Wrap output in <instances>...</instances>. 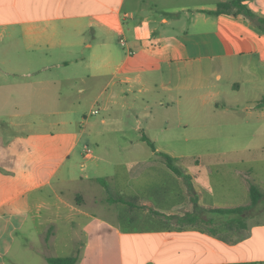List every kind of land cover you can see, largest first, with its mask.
<instances>
[{"label": "crops", "instance_id": "crops-1", "mask_svg": "<svg viewBox=\"0 0 264 264\" xmlns=\"http://www.w3.org/2000/svg\"><path fill=\"white\" fill-rule=\"evenodd\" d=\"M224 1L0 0V97L10 91L17 118L0 119L14 127L0 128V264L24 227L45 232V264L66 256L81 264L100 246L111 254L122 230L171 244L164 255L174 253L173 264H264V208L215 211L240 205H216L214 181L190 175L194 209L185 181L156 154L177 162L180 127L209 131L196 137L264 138V107H255L264 31L240 15L209 13ZM241 1L264 18V0ZM19 41L26 54L44 49L43 64L6 60L17 58ZM19 75L26 82L12 81ZM248 141L233 151L252 149ZM101 180L127 202H109Z\"/></svg>", "mask_w": 264, "mask_h": 264}, {"label": "rangeland", "instance_id": "rangeland-1", "mask_svg": "<svg viewBox=\"0 0 264 264\" xmlns=\"http://www.w3.org/2000/svg\"><path fill=\"white\" fill-rule=\"evenodd\" d=\"M165 2L175 0H160ZM182 1V0H180ZM1 31V30H0ZM1 35V34H0ZM3 45V43H2ZM18 56L11 58L10 54H6V60L14 61L19 66H26L27 59L32 58V63L29 65L38 66L43 64L42 52L44 49H36L32 54H26V43L19 41L17 43ZM58 51L52 50V56ZM37 54L38 56H35ZM27 78H22L20 75L13 77L12 81L26 82ZM9 90H3V96L7 95L8 99L0 97V119L10 120L17 119L13 116L14 108L11 104ZM242 98V95H236ZM35 108L41 107L40 105L34 106ZM26 106L20 105L21 113H25ZM25 115H23L24 117ZM37 117V114L34 115ZM39 116V115H38ZM81 118V116H80ZM26 119V118H25ZM2 121H0L1 124ZM1 131L6 134L14 133L13 126L8 124H1ZM19 129H21L19 127ZM233 131H239L238 126L229 128ZM203 130L205 133L209 131L204 130L203 127L187 128L180 127L174 128V157L176 158L177 165L187 174L193 175L195 180H212L211 187L213 190L212 201L218 206H228L232 203H239V205H247L249 203L248 190L245 189L240 183L235 184V180H241L248 184L256 185L260 190L264 191V138H259L258 141H248V137L237 136H191ZM13 131V132H12ZM12 132V133H11ZM214 133V131H213ZM189 139L184 143V135ZM232 135H235L233 133ZM196 137V138H193ZM248 141L250 150L233 151L238 145H245ZM256 143V144H254ZM140 156H144L149 152V147L146 143H142ZM197 161V162H196ZM175 180V178H174ZM115 196L110 195V197ZM264 208V199L256 204L251 209ZM249 209V210H251ZM254 219H262L254 217ZM42 222H38V230L41 229ZM42 223V224H41ZM122 223V222H121ZM122 227H138L136 224L131 225L122 223ZM120 235L114 231L112 234L115 242L113 249L110 250L111 254H104V249L100 246L97 250V257L85 259L81 264H167L174 263V253L165 254L164 252H172L173 246L166 244L163 249L154 236L148 234L132 233L131 235L125 234L122 230ZM45 232L38 234L37 232H30L25 228L17 231L14 234V242L8 251L6 261L8 264H45L40 257L39 251L46 249L43 244V237ZM66 234L60 233L57 236L56 245L63 244V238ZM54 240V241H55ZM163 249V250H162Z\"/></svg>", "mask_w": 264, "mask_h": 264}, {"label": "trees", "instance_id": "trees-1", "mask_svg": "<svg viewBox=\"0 0 264 264\" xmlns=\"http://www.w3.org/2000/svg\"><path fill=\"white\" fill-rule=\"evenodd\" d=\"M211 14H220V13H226V14H232L235 16H242L244 18H247L250 20L254 25H256L258 28H260L262 31H264V18L257 16L256 14L252 13L244 4H242L241 0H226L224 2H220L217 4V7L214 11H209ZM255 107L262 108L264 107V95L261 96L258 100L255 102ZM145 139V138H143ZM147 144L154 150L153 143L146 139ZM167 165V167L177 176L182 177V179L185 181V184L188 189V193L190 194L191 202L193 203L194 209L200 208L197 204V196L192 188L191 185V176L187 173H185L176 163L175 158L169 156L168 154L164 152H157L156 153ZM101 183L107 188L108 195H109V202H127L125 199L119 197V196H113L110 197V195H113V192L111 189L107 186L104 180H101ZM262 198H264V191L260 190L256 185L250 184L249 185V203L245 205H240L236 207L231 208H218L213 209L215 211H219L221 213H226L228 215L234 214V213H241L245 212L246 210L251 209L254 207ZM191 213H186L183 216V219H189L191 217ZM245 225V223H243ZM76 256H66V257H47L46 261L48 264H75L76 263ZM247 264H255L254 262L247 263Z\"/></svg>", "mask_w": 264, "mask_h": 264}, {"label": "built area", "instance_id": "built-area-1", "mask_svg": "<svg viewBox=\"0 0 264 264\" xmlns=\"http://www.w3.org/2000/svg\"><path fill=\"white\" fill-rule=\"evenodd\" d=\"M119 42L121 43V45H125V41H124L123 38H120V39H119ZM93 112H97V110H94ZM86 153H90V149H87V150H86Z\"/></svg>", "mask_w": 264, "mask_h": 264}]
</instances>
